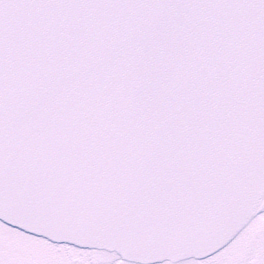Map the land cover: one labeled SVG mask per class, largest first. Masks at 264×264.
Masks as SVG:
<instances>
[{"label": "snow or ice", "instance_id": "1", "mask_svg": "<svg viewBox=\"0 0 264 264\" xmlns=\"http://www.w3.org/2000/svg\"><path fill=\"white\" fill-rule=\"evenodd\" d=\"M0 264H264V0H0Z\"/></svg>", "mask_w": 264, "mask_h": 264}]
</instances>
